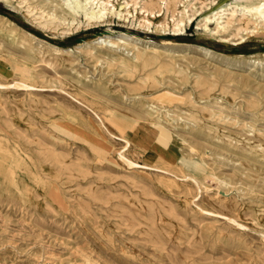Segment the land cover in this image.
Here are the masks:
<instances>
[{"label":"rangeland","instance_id":"374dc122","mask_svg":"<svg viewBox=\"0 0 264 264\" xmlns=\"http://www.w3.org/2000/svg\"><path fill=\"white\" fill-rule=\"evenodd\" d=\"M66 2L0 0V264H264V20Z\"/></svg>","mask_w":264,"mask_h":264},{"label":"bare ground","instance_id":"6f19581e","mask_svg":"<svg viewBox=\"0 0 264 264\" xmlns=\"http://www.w3.org/2000/svg\"><path fill=\"white\" fill-rule=\"evenodd\" d=\"M68 2H66L67 4H69V5H71L72 6V8L74 9V10H76V11H79V10H89L90 8V6H88V4H90V1L91 0H67ZM104 1H102V2H100V1H98L97 3H96V5H95V7L92 9V10H90V13L92 14V15H98V16H102V15H104V13H106V11H107V6L103 3ZM28 7H30V5H28ZM232 11H231V14L232 15H237L238 13H242V14H249V15H252L253 17H257L258 19H260V20H264V1H262V2H260V3H258V4H247V3H241V2H234L233 4H232ZM35 9H34V7H32V8H30V11H34ZM224 12V11H223ZM42 13H43V11H42ZM41 15V14H40ZM223 15V14H222ZM0 16H2V18H4L11 26H13V27H11V28H13V29H4V31L3 30H1V32L2 33H4L5 35H6V37H8L9 39H11V40H15L16 39V35H15V33H14V28L16 29V30H19V31H21V32H23V33H25V34H31L30 32H28L26 29H24V28H22L21 26H19L18 24H16L13 20H11V19H9L8 17H6V16H4V15H0ZM220 18V19H219ZM223 16H219L218 17V19H219V24L221 25V23H222V21H223ZM207 20L209 19V16H207V18H206ZM189 20H192V17H190L189 18ZM205 27H206V29H209V27H208V25H205ZM223 28H224V26H223ZM111 34H107V35H104V36H101V37H98L97 39H96V43H102V42H108V41H111V39H109V37H111L112 35H116V37H117V39L119 40V41H124L125 39H130V38H133V37H135L136 38V40H139V41H145V42H148L149 44V46L150 47H152V48H155V45H156V41H154V40H152V39H145V38H143V37H139V36H136V35H133V34H131L130 32H128V31H117V30H113V32H110ZM33 35V34H32ZM34 37V36H33ZM36 37V36H35ZM36 38H38V37H36ZM43 40V39H42ZM224 40H226V39H224ZM243 41V39H241V40H239V41H235V42H233V43H239V42H242ZM113 42V41H112ZM89 43H91V42H87L86 44L88 45ZM119 42L117 41V42H113V44H118ZM192 45H194L195 47H197L198 49H200V50H204V52L207 54V55H209V56H211L212 54H214V53H216L214 50H212L211 48H207V47H205V46H202V45H196V44H192ZM51 46H53L55 49H58V50H61L60 48L61 47H59V46H57V45H54V44H51ZM20 81V80H19ZM3 84V83H2ZM2 84L0 83V86H2ZM12 84V83H11ZM14 85L16 84V85H20V86H22V87H30L31 86V84H29V83H26V82H22V83H17V82H15V83H13ZM7 85V84H6ZM5 85V86H6ZM9 85V84H8ZM32 87V86H31ZM0 150H2V152H3V156H2V158H3V160L4 159H6L7 157H8V155L9 156H11V157H16V159L15 160H13V162H11V166L9 167V171L11 172V174L14 176V169H15V167L14 166H16V167H20V168H23V170H28V171H30V169H31V164H30V162H27V160L25 161V158L24 159H21L19 156H18V153L16 152V151H12L11 150V148L10 147H8V146H1L0 147ZM120 155H122V153H120ZM123 156V155H122ZM128 161H129V163L130 164H137L135 161H133V160H130V159H128ZM34 164V163H33ZM14 165V166H13ZM32 171V170H31ZM187 177V176H186ZM188 177H190L191 178V176H188ZM184 179H186V178H184ZM192 179H194V178H192ZM195 182H196V180H195ZM199 182V181H198ZM206 211V210H205ZM209 213H212V212H210L209 211ZM219 214V213H218ZM228 218V217H227ZM230 218V217H229ZM231 220H232V218H231ZM234 218H233V222H234ZM235 223H236V221H235ZM238 223V222H237ZM239 225H241L240 224V222H239Z\"/></svg>","mask_w":264,"mask_h":264},{"label":"crops","instance_id":"0c3cea01","mask_svg":"<svg viewBox=\"0 0 264 264\" xmlns=\"http://www.w3.org/2000/svg\"><path fill=\"white\" fill-rule=\"evenodd\" d=\"M236 1L247 4H258L264 0H236Z\"/></svg>","mask_w":264,"mask_h":264},{"label":"water","instance_id":"95a60500","mask_svg":"<svg viewBox=\"0 0 264 264\" xmlns=\"http://www.w3.org/2000/svg\"><path fill=\"white\" fill-rule=\"evenodd\" d=\"M107 33H109V30L100 31V32H98L97 34H98V35H101V34H107ZM82 39H83V38L79 37V38H77V41H81Z\"/></svg>","mask_w":264,"mask_h":264},{"label":"trees","instance_id":"16d2710c","mask_svg":"<svg viewBox=\"0 0 264 264\" xmlns=\"http://www.w3.org/2000/svg\"><path fill=\"white\" fill-rule=\"evenodd\" d=\"M209 45H211V46H217L218 44H209ZM235 50H239V48H234Z\"/></svg>","mask_w":264,"mask_h":264}]
</instances>
